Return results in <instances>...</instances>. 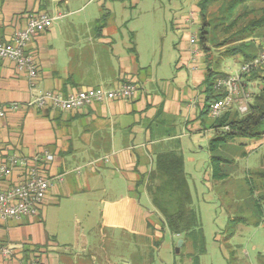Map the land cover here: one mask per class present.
<instances>
[{"label":"crops","instance_id":"0c3cea01","mask_svg":"<svg viewBox=\"0 0 264 264\" xmlns=\"http://www.w3.org/2000/svg\"><path fill=\"white\" fill-rule=\"evenodd\" d=\"M107 2L97 0L77 19L83 11L77 0H0L2 41H10L31 14L45 12L53 18L52 26L33 37L26 48L38 68L34 86L27 72L0 57V104L17 105L0 117V163L12 156L38 159L51 179L48 200L39 215L0 218V246L15 249L10 258L0 255V264H28L36 259L41 264H62L66 257L57 248L63 241L48 223L53 209L61 207L60 194L72 200L85 188L90 193L119 190L102 213L109 228L124 229L126 207L131 203L126 190H146L143 177L164 154L182 153L186 172L184 132L210 128L200 114L208 66L216 69L212 56L191 38L189 47L179 51L172 77L162 78V62L153 59L152 65H144L139 42L131 44L128 22H116L117 14ZM197 17L193 21L186 14L181 22L188 27ZM122 82L138 83L139 91L132 98L96 102L81 111L32 103L45 91L67 95L88 87L110 89ZM25 172V167L12 168L0 188L12 186ZM72 240L80 243L77 233Z\"/></svg>","mask_w":264,"mask_h":264},{"label":"rangeland","instance_id":"374dc122","mask_svg":"<svg viewBox=\"0 0 264 264\" xmlns=\"http://www.w3.org/2000/svg\"><path fill=\"white\" fill-rule=\"evenodd\" d=\"M198 2L108 0L107 6L117 14L116 22H128L131 44L134 46L139 42L144 65H152L153 59L154 63L160 60L162 78H169L179 51L189 47L190 39L195 37L196 46L200 47V17L188 27L181 22L184 15L199 9ZM96 3L97 0H77L83 11L75 17L82 19ZM246 4L235 14L264 7V0H250ZM220 5L221 1L211 7L209 17L219 15ZM227 36L221 29L216 31L219 41ZM255 42L263 47L264 38L256 37ZM208 45L216 69L221 73L236 74L242 64L240 56L225 52L227 45L216 47L211 42ZM263 85L264 69H261L259 77L249 81L246 88L249 94H253ZM239 100L232 111L238 109ZM206 121L209 127L211 119L207 117ZM192 130L184 132L183 141L193 200L191 207L199 214L203 229L205 252L199 254V264H264V201L261 202L263 212L258 205L264 179L257 175L258 171H264V136L259 139L237 138L225 144L219 154L228 160L224 168L229 176L215 180L209 153V141L214 131L211 128L205 132ZM81 167L86 171L87 168ZM126 191L132 204L126 207V227L121 230L109 228L102 213L105 203L114 201L119 190L90 193L85 188L73 201L64 194L58 196L61 207L53 209L48 223L63 241L57 248L66 257L62 264H194L193 257L198 253L199 243L187 240L184 234L172 233L168 228L159 230L162 217L147 190ZM149 222L154 228L149 227ZM74 233L79 237L78 245L72 240ZM85 244L86 250L82 252Z\"/></svg>","mask_w":264,"mask_h":264},{"label":"trees","instance_id":"16d2710c","mask_svg":"<svg viewBox=\"0 0 264 264\" xmlns=\"http://www.w3.org/2000/svg\"><path fill=\"white\" fill-rule=\"evenodd\" d=\"M220 1L219 15L209 17L211 7ZM248 1L250 0H199V9L195 10V15L201 20L199 42L209 58L211 52L209 42L216 47L227 45L225 52L232 56L239 55L242 64L259 56L263 47L255 42V38H264V7L245 9L242 13L235 14L239 7L246 6ZM218 29L229 36L221 41L217 40ZM261 69L264 67L255 68L245 74L246 86L249 81L259 77ZM227 75L209 65L202 83L206 97L200 117L203 121H206L207 117L212 120L210 128L213 129L214 135L209 141V153L212 176L215 180L229 176V172L224 168L228 160L219 154V150L225 144L237 138L259 139L264 136V85L259 92L250 93L249 110L246 113H241L238 109L232 111L233 105L218 118L210 116L211 105L225 95L223 90L216 87L217 79ZM257 175L264 179V171H258ZM142 182H146V190L152 204L161 214L159 230L164 231L168 228L172 233L184 234L187 240L197 245L199 243L198 253L193 257L194 264H199V254L205 252L203 229L199 214L191 207L193 200L182 153L171 152L158 156L155 169L144 176ZM262 201L264 189L258 202L261 212ZM149 227L154 228L151 222ZM35 261L40 263L37 259Z\"/></svg>","mask_w":264,"mask_h":264},{"label":"built area","instance_id":"2783aa9c","mask_svg":"<svg viewBox=\"0 0 264 264\" xmlns=\"http://www.w3.org/2000/svg\"><path fill=\"white\" fill-rule=\"evenodd\" d=\"M195 13H190V18ZM53 18L45 12H39L28 16L25 27L15 31L10 41L0 40V57L14 61L20 71H25L31 79V85L36 84L38 68L33 57L26 53V48L33 37L40 32L50 28ZM193 43L196 38H192ZM264 67V45L259 56L245 64H242L236 74H228L217 79L216 87L225 92L224 97L211 105L210 116L218 118L225 110L233 106L240 98L238 109L241 113L249 110V97L245 74L251 70ZM139 91V84L136 82H122L114 88L102 86L82 88L67 95L58 91H45L39 94L33 104L37 107L51 105L64 111H81L96 102H106L115 99H129ZM17 105L6 106L0 104V117L8 111L16 109ZM48 160L52 156H46ZM25 167L26 172L12 186L0 188V218L20 219L23 216L34 217L39 215L45 204L47 193L51 186V179L45 174V166L38 159L28 160L24 157L12 156L6 162L0 163V181L7 177L14 167ZM15 253L12 246H0V255L10 258ZM28 264H40L33 260Z\"/></svg>","mask_w":264,"mask_h":264}]
</instances>
